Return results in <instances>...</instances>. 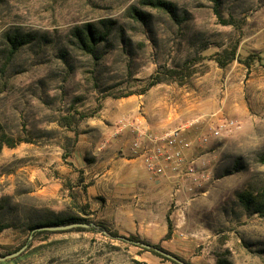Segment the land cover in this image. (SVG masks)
I'll list each match as a JSON object with an SVG mask.
<instances>
[{"label":"rangeland","instance_id":"1","mask_svg":"<svg viewBox=\"0 0 264 264\" xmlns=\"http://www.w3.org/2000/svg\"><path fill=\"white\" fill-rule=\"evenodd\" d=\"M161 1L172 11L0 0V133L17 140L0 148V253L25 245L0 264H175L98 222L189 264H264V216L238 198L264 185V67L216 61L264 56V0ZM86 25L92 50L76 36ZM155 74L163 81L144 91ZM174 129L200 185L168 167L151 177L132 149L139 134ZM69 217L91 226L26 241L31 226Z\"/></svg>","mask_w":264,"mask_h":264},{"label":"trees","instance_id":"2","mask_svg":"<svg viewBox=\"0 0 264 264\" xmlns=\"http://www.w3.org/2000/svg\"><path fill=\"white\" fill-rule=\"evenodd\" d=\"M147 1H148L147 3H149L153 7L163 8V9H166L167 11H172V6L165 1H161V0H147ZM136 15H139V14H136ZM76 32H77L76 36H77V39L79 41V44L83 48H87L88 50H92L93 46H94V42H95L94 40H96L97 38H96V36L93 35L91 26L86 25V26H84L83 29H76ZM11 43L16 44L14 40H12ZM227 54H229V57L227 59H224L221 57L216 58V61H217V63H219L220 66H224L226 63H228L229 61H231L232 59H234L236 57V59H238V61L240 63H242L243 65H245L246 67H249L251 64H253L255 62L264 67V56H262L259 52H250L243 57H237L235 55L234 49H230V50H228ZM167 73L170 75H173V74L177 73V70L168 69ZM161 81H163V79L159 75L155 74L154 76L150 77V80L146 84L144 91L149 89L153 85L161 82ZM66 119H67V121H69L67 117H66ZM16 144H17V140H15L9 136H6V134H4V133H0V148H2V146L13 147ZM263 161H264V159H263ZM238 198H239V201L243 204V206L246 209H251L252 212H255L261 216H264V185L261 186L256 191L241 192L238 195ZM76 222L87 223V222H85L84 219H81L80 217H69V218H65V219H58L56 221L50 222L49 224H51V225H59V224L62 225V224L76 223ZM43 225L44 224H37L35 226H31L30 229H32L34 231H32L29 234V236L32 235V237H33L37 233L43 232L44 230H35V228H37L39 226H43ZM94 225H95V227H98L99 231L110 236L111 238L123 239V240L129 241L131 243H133V241H139V238L134 236V235H129V236L120 235L116 229L108 227L103 222H98ZM5 227L6 226L0 227V230L5 228ZM73 228L84 229L85 227H73ZM92 229H94V228H92ZM171 229H172L171 221L167 218V232L165 234L166 237H168L169 234L171 233ZM29 236L26 238V241H27V239H29ZM146 243H148V242H146ZM152 245L161 249V250H165L159 244H152ZM142 248L150 251L151 253H153V254H155V255L163 258V259L170 260L173 263L178 264L177 262L167 258L166 256H164V255H162V254H160V253H158L152 249H147L144 247H142ZM6 254H8V253H6ZM3 255H5V254L0 253V256H3ZM173 255H175V254H173ZM175 256H177V255H175ZM9 259L15 260L16 257H12ZM180 259L183 260L184 262H186L187 264H189V262L185 261V259H182V258H180ZM215 262H216V264H233L230 259H228L227 257H222V256H217Z\"/></svg>","mask_w":264,"mask_h":264},{"label":"built area","instance_id":"3","mask_svg":"<svg viewBox=\"0 0 264 264\" xmlns=\"http://www.w3.org/2000/svg\"><path fill=\"white\" fill-rule=\"evenodd\" d=\"M233 121L226 122L225 126L230 127ZM224 124H220L218 128L212 130V136L220 135V128ZM207 138H204V141ZM189 143L183 139L180 132L176 129L162 134H139L132 142V149L141 156L146 171L151 177L162 176L169 168L171 174L175 176L183 175L196 183L197 166L194 160L186 162V150ZM202 177L204 174H201Z\"/></svg>","mask_w":264,"mask_h":264},{"label":"water","instance_id":"4","mask_svg":"<svg viewBox=\"0 0 264 264\" xmlns=\"http://www.w3.org/2000/svg\"><path fill=\"white\" fill-rule=\"evenodd\" d=\"M91 224L90 223H79V222H76V223H68V224H62V225H49V226H39L37 228H35V230H63V229H70V228H73V227H85V228H88L90 227ZM32 235L29 236V238H31ZM134 244H138L144 248H147V249H152L164 256H166L167 258L177 262L178 264H187L186 262H184L183 260H181L179 257L171 254L170 252H167L165 250H161L155 246H153L152 244H149V243H146V242H139V241H133ZM25 245L20 247L18 250L14 251V252H11V253H8V254H5L3 256H0V261H3L5 259H9V258H12L16 255H18L23 249H24Z\"/></svg>","mask_w":264,"mask_h":264}]
</instances>
